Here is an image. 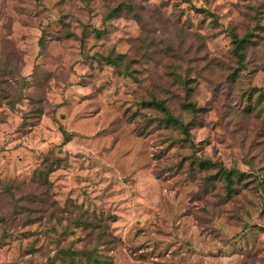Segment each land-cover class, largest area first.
Returning <instances> with one entry per match:
<instances>
[{
  "label": "rangeland",
  "instance_id": "rangeland-1",
  "mask_svg": "<svg viewBox=\"0 0 264 264\" xmlns=\"http://www.w3.org/2000/svg\"><path fill=\"white\" fill-rule=\"evenodd\" d=\"M161 100L198 157L242 174L229 204L169 175L192 150L146 105ZM262 117L264 0H0V184H18L0 196V264H264ZM49 173L46 215L31 183Z\"/></svg>",
  "mask_w": 264,
  "mask_h": 264
},
{
  "label": "trees",
  "instance_id": "trees-1",
  "mask_svg": "<svg viewBox=\"0 0 264 264\" xmlns=\"http://www.w3.org/2000/svg\"><path fill=\"white\" fill-rule=\"evenodd\" d=\"M231 36H232L233 43H234L233 54L238 59L239 63H243L245 61V53H244L245 45L248 42L247 37L241 38L239 34L234 33V32H232ZM146 105L150 107H154L156 110L161 111L165 115V121H166L165 123L167 124V126L174 128L178 130L179 132H181L183 136L181 142L183 144L185 143L189 144L190 146L189 148L192 150V155L179 160L175 165H172L170 167L169 175L172 177L174 175H180L181 173L190 174L191 177H194L193 179L196 180L197 183L199 179L203 180L202 182H200V185H201V188H203V186L205 185L204 186L205 188H203L204 193L200 197L198 196L196 198H192L193 202L201 203L203 200L206 202L207 201L206 199L209 197V195L215 194L216 196H213V198L215 199L217 198L216 199L218 203L217 206L223 207L224 205L229 204L235 196L240 194L241 188H238L239 187L238 185H240L241 183L242 174L239 171L235 169H227L226 166L222 162H213L208 158H200L197 156L198 155L197 153L199 152V148L195 145L194 142L190 140V137H191L190 128L192 126L191 122L188 124H185L183 120H180L179 118L172 115L168 110L166 101H163V100L153 101V102H148ZM184 109L192 112L193 114H197L199 111L196 105L191 104V103L184 105ZM137 134H139L140 137H147L148 135H150V133H145V132L138 133V131H137ZM170 149L171 147L168 150ZM155 157L157 156L155 155ZM157 159L155 160L157 161ZM50 173L46 176V178L44 179L41 178L43 179V181L38 182L37 181L38 177L37 179L35 177L34 181H32L31 183V185H37V183H39L41 188L45 190L44 193L41 195V197L36 198V200L41 199L39 202V205L41 208L39 212L44 213L46 215H49L53 209V206H51L50 204L51 196H52L51 182L48 177ZM159 178L161 179L163 178V176H159ZM17 186L18 184H15V183L0 184V196L1 194L5 195V193L8 192L7 190L9 188L16 189ZM218 186L222 190L223 193H226L227 195L226 197H224L221 190L218 189ZM9 193L10 192H8L7 194ZM29 199H31L32 202L34 201L33 197H30ZM203 209L204 210H202L201 213L203 212L209 213L208 207L206 205L203 206ZM67 210L68 209L65 207L64 209L65 214H67ZM221 211L222 209L220 210V214H221ZM25 214L28 215L27 217L28 220L26 222H31L33 220L32 210L28 209L25 212ZM74 214L80 218L79 224H77L79 226H81V223H83V219L85 217L92 219L91 215L80 210L77 205L73 207V213L71 214V216H73ZM200 217H202V215H198L196 217V220L198 223H200L201 221L200 219H202ZM4 220L5 218L1 216L0 223L1 222L3 223ZM86 224L87 226L90 225L89 223H86ZM105 236L109 238V236L104 233L98 236L97 238L98 241L101 243L103 239L105 238ZM66 254L70 257L71 261H74L72 260L74 259L73 256H77V257H84L87 261H89V264H102L101 258L97 256V250H93V251H72L71 250L70 252H66ZM106 264H109V263H106Z\"/></svg>",
  "mask_w": 264,
  "mask_h": 264
},
{
  "label": "clouds",
  "instance_id": "clouds-1",
  "mask_svg": "<svg viewBox=\"0 0 264 264\" xmlns=\"http://www.w3.org/2000/svg\"><path fill=\"white\" fill-rule=\"evenodd\" d=\"M106 78H107V77H106ZM262 119H264V117H262ZM236 159H237V160H240L241 157H240V156H237ZM261 179L264 180V174H261Z\"/></svg>",
  "mask_w": 264,
  "mask_h": 264
}]
</instances>
